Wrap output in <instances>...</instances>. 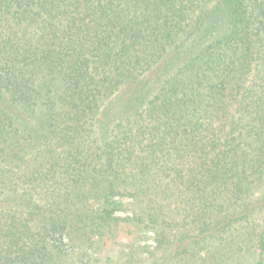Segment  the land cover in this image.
<instances>
[{"label":"trees","instance_id":"1","mask_svg":"<svg viewBox=\"0 0 264 264\" xmlns=\"http://www.w3.org/2000/svg\"><path fill=\"white\" fill-rule=\"evenodd\" d=\"M0 264H264V0H0Z\"/></svg>","mask_w":264,"mask_h":264},{"label":"rangeland","instance_id":"2","mask_svg":"<svg viewBox=\"0 0 264 264\" xmlns=\"http://www.w3.org/2000/svg\"><path fill=\"white\" fill-rule=\"evenodd\" d=\"M116 215L120 218H122V217H125V213H123V212H121L120 210L119 211H116ZM120 239V238H119ZM148 243H150V244H153V241L150 239L149 241H148Z\"/></svg>","mask_w":264,"mask_h":264}]
</instances>
